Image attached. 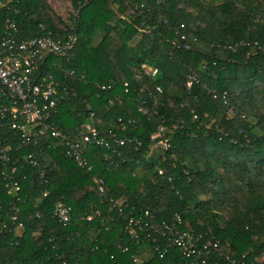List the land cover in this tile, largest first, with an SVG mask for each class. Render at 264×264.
Listing matches in <instances>:
<instances>
[{"label":"trees","instance_id":"1","mask_svg":"<svg viewBox=\"0 0 264 264\" xmlns=\"http://www.w3.org/2000/svg\"><path fill=\"white\" fill-rule=\"evenodd\" d=\"M68 1L73 13L63 20L48 0H11L23 36L77 37L67 56L43 65L60 90L53 122L81 134L91 113L105 131L122 118L132 127L118 136L140 145L93 146L87 173L42 138L47 184L37 170L16 197L0 183V264H137L145 242L128 237L93 176L135 216L149 211L162 227L175 224L228 244L237 261L264 264V0ZM143 63L159 68L155 81L137 74ZM190 76L198 82L188 89ZM164 120L173 132L167 152L152 140ZM59 202L72 208L67 226L54 217ZM147 242L153 255L139 264L184 263L176 250L162 259L155 252L166 240Z\"/></svg>","mask_w":264,"mask_h":264},{"label":"built area","instance_id":"2","mask_svg":"<svg viewBox=\"0 0 264 264\" xmlns=\"http://www.w3.org/2000/svg\"><path fill=\"white\" fill-rule=\"evenodd\" d=\"M13 10L11 0H0V183L9 195L16 197L23 183L34 175L32 172L35 170L38 171L37 181L41 184L48 182L46 169L40 168L42 138H51L53 144L62 149L65 158L76 162L87 173H92L93 167L88 164L85 155L93 146L107 148L110 141L120 147H137L140 143L137 138L118 136L116 131L126 132L132 127L131 121L122 118L118 119L116 131H105L100 129V121L91 113L82 126L85 132L81 134L65 133L53 122L54 113L59 107L60 90L54 77L43 70V65L51 56H67L77 37L71 33L66 42L55 41L50 37H25L21 30L22 24L11 15ZM159 73L158 67L148 63H143L137 70L139 76L152 81L158 78ZM197 82L195 77L190 76L187 88L191 89ZM112 88V85H108L103 86L102 90L110 91ZM157 91L162 93L160 88ZM212 94L217 99L215 92ZM231 115L234 113L231 112ZM197 119L195 116L194 120ZM173 129L177 130L178 127L174 126ZM172 134L164 120L152 136L156 148L163 152L169 151ZM18 144L20 147H17ZM22 148L35 149L36 152L27 153ZM93 182L101 199L126 221L125 232L128 237L138 243L144 241L145 244H148L147 241L157 243L159 238L166 240L163 249L155 248L161 259L176 250L185 259L183 264H246L245 259L237 261L230 256L228 244L222 248L220 243L206 241L202 235H196L191 230L181 231L175 224L164 222L162 227V224L155 223V215L149 211L135 216V209L130 208L127 201L112 197L111 189L103 178L93 176ZM43 196L46 197L47 193ZM14 209L15 213H20L17 207ZM97 215L100 216L101 212L98 211ZM54 217L61 225L67 226L71 222L72 208L65 202H59ZM11 219L16 221L17 217L11 216ZM177 224L183 225L179 216ZM22 228V224L19 225L18 229ZM145 244L143 247H147L152 257V250ZM52 247L57 250L56 246ZM143 247L140 249L142 252L145 251ZM142 252L134 257L135 263L144 262L141 259Z\"/></svg>","mask_w":264,"mask_h":264},{"label":"rangeland","instance_id":"3","mask_svg":"<svg viewBox=\"0 0 264 264\" xmlns=\"http://www.w3.org/2000/svg\"><path fill=\"white\" fill-rule=\"evenodd\" d=\"M48 2L53 9V12L62 17L63 20L70 19V16L73 13V7L70 5L68 0H48ZM143 249H145V251H141L143 253L141 259L143 261H147L151 256L147 247H143Z\"/></svg>","mask_w":264,"mask_h":264}]
</instances>
